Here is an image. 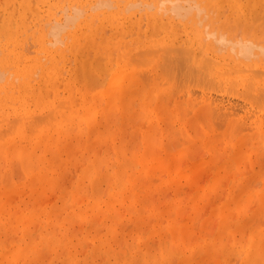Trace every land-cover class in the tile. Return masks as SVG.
I'll list each match as a JSON object with an SVG mask.
<instances>
[{
  "label": "rangeland",
  "instance_id": "obj_1",
  "mask_svg": "<svg viewBox=\"0 0 264 264\" xmlns=\"http://www.w3.org/2000/svg\"><path fill=\"white\" fill-rule=\"evenodd\" d=\"M97 1L0 0V25H2L0 26V70L2 69L0 71V75L2 74L0 76V91H2L0 94L3 95H1L3 99L0 96L2 99L0 100V119L6 117L3 120L6 124L2 120L0 121V259H2L0 263L12 264L13 261L21 259V253L25 254L24 257L28 256L26 258H33L34 254L39 252L34 257L36 258L35 264H264V256H262L264 255V240L259 242L260 249L262 248V251L260 250L262 253L259 255L255 253L251 244L256 234L264 239V184H262L264 183V125L257 126L259 123H254L256 116L264 115V109H260V106L264 108V102H261L264 101V90H262L264 89V79H262L264 72L257 71L256 73L259 75H254L253 70L252 72L250 70L252 68L255 70L264 69V65H262L264 58H261L259 53H256L258 57L254 56L255 60H251V58L247 60L245 56L244 58L243 56L235 57L238 46V43L237 45L235 43L247 41L248 36V41L250 39V42L252 41L255 45L262 44L261 46L264 47V41H262L264 40V0H241L240 3H238L240 0H219L224 2L217 4L218 0H213V2L183 0L186 3L181 6L191 5L190 12L187 13L189 10L185 7L177 9H186V16L182 11H178L182 13L181 15L175 11V8L174 10L168 8L169 4H172L169 0H163V3L161 0H159L160 2L158 0H152V2L151 0H105L110 5L104 2L103 7L98 3L101 0ZM173 1L175 2V0ZM227 1L229 2L227 3ZM179 2L181 4L182 0ZM198 2L199 4H197ZM93 3L96 6L93 7ZM79 5L80 8H84H82L83 10L79 8L77 13L75 9ZM147 5L150 6V9ZM210 6L215 8L214 13L211 12L213 10H209L212 9ZM119 8L120 12H115L119 11ZM74 11L76 15L80 14V11L84 13L82 12L79 20L76 19V23L74 21L70 27H68L70 24L68 23L63 32L58 33L59 38H52L55 35L52 34V31L49 32L48 28L53 20L55 22H57L56 20H66L68 17L66 15ZM112 13L116 14L112 15ZM95 14L96 16H94ZM87 15L89 16L86 22L88 25L83 21L88 17ZM122 15H127V19L122 18ZM200 16H203L204 19ZM156 18L157 20L160 18V22H155ZM123 19L127 20V24ZM80 20H82L81 27H86L89 30L85 31L77 26ZM198 20L203 22L199 23ZM43 23L48 24L44 25ZM155 24H158L157 28H155ZM91 25L94 26L91 27ZM6 29L12 31L6 32ZM218 29L222 31L226 40L230 36L232 39V35L233 39L237 38V41L229 40L235 46L234 54L233 50L230 49L232 51L230 53L228 49L232 43L226 42L224 38L223 42L220 38V42L217 41L221 45L219 46L214 41L217 34H221L220 31H217ZM211 31L215 34L217 32V34H210ZM46 34L47 36H45ZM36 37L38 38L35 39ZM40 37L43 38L42 42ZM97 37L99 38L96 39ZM201 37L206 40L201 41ZM253 37L255 40H252ZM193 38H197V42L194 44L191 43ZM127 39L128 41H126ZM79 40L82 42L79 43ZM87 40L88 42H86ZM73 41L78 43L74 47L72 43L75 42ZM174 44L178 45V48L174 47ZM162 45L172 49L170 52L168 51L169 54L167 50H162ZM179 46H182V49ZM185 46L186 51L184 50ZM154 47L161 48L156 52L150 50V54H147V50H149L147 48L155 49ZM166 47L164 48L166 49ZM188 47H194V51ZM222 47L224 48L222 49ZM144 48L147 49L146 53L141 50ZM169 48L167 49L169 50ZM259 49L255 50L254 47L252 52H257ZM173 50L175 54L172 53ZM188 50H191L192 53ZM260 50L264 51V48ZM141 51H143L142 56ZM187 51L189 55L186 54ZM131 53H135L133 54L135 57L131 59L132 63L129 62ZM15 54L21 55L20 67L28 64L31 66V70L22 74L20 78H15L16 72L13 73L15 68L12 62L10 64L13 65L12 68L5 67L7 57L12 59ZM207 54L211 56L210 64L214 63L211 62L212 58L219 59L220 63L229 61V64H232L230 67L232 72L229 77L236 80L232 84L234 88L229 87L230 84L222 82L221 79L220 83L217 77H213L212 81L215 80L214 82L210 80L209 77L212 76L211 72L215 66L212 65L213 68H209L210 65H205L207 61L205 63L198 62L200 57L201 60L203 57L207 59L209 57ZM175 56L176 59L182 58L180 60H184L183 64L186 65L189 60L191 61H189V65L193 64V66L190 65L191 68L188 69V66L186 68V65L182 68L189 72L180 71L181 64L177 63L179 60L177 61ZM188 56L191 59H187ZM144 57L146 60L143 59ZM164 57L169 58L168 62ZM164 59L163 64L167 68L166 71L162 65ZM171 59L172 61H170ZM185 59L187 60L185 61ZM116 60L122 64L121 67L116 66V64L119 65ZM182 61L179 62L182 63ZM158 62L163 68L158 66ZM173 62L177 65H172ZM42 63H45L44 67ZM83 63L88 64L89 67L83 66ZM36 64L42 66L36 68ZM199 64L205 66L198 68ZM229 64L227 65L229 66ZM52 66L57 67L58 71H55V68L53 70ZM129 66L130 68H128ZM169 66L171 72L168 69ZM241 66L247 73L244 69L242 70L245 72L240 70ZM205 67L204 70L206 72L208 70L206 75L202 70ZM84 68L87 69L84 70ZM232 68L236 71L233 72ZM116 69L119 71L117 72ZM209 69L212 70L209 71ZM237 69L241 72H238ZM114 71L116 73L122 71L116 75L118 81L125 82L126 78L130 80L131 78L128 76L132 75L131 72L134 74L132 75L134 79L138 80L136 79V83L134 82L135 85L132 83L134 80H130L134 89L132 91L129 89L130 92H126L125 96L123 94L124 98L120 95L116 96L115 98L118 99L114 98L115 101L112 102L110 100L113 98L109 100L112 95L108 94V96L104 92L103 96L106 97H103L101 94L108 88V86L107 88L104 86L110 81L109 79L113 78ZM125 71L130 75H127L128 73ZM166 72H170L169 79ZM174 74L179 78L175 79ZM191 74L196 77L192 78ZM201 75L207 81L200 79ZM240 75L246 76L247 79L242 80ZM102 76L105 77L102 78ZM17 77L19 76L17 75ZM119 77H123V79ZM68 79L73 80L71 82ZM148 79L151 83L147 82ZM238 79L239 83H237ZM251 79L253 86L250 84V86L246 85L247 88H243L244 84L248 82L246 80L252 82ZM111 81L112 85H117L116 78ZM118 81L116 82L118 83ZM81 83L83 84L81 85ZM110 83L108 84L110 85ZM200 83L203 85H199ZM207 83L208 89L205 88ZM198 87L199 89H197ZM253 87L256 92L258 91L257 93ZM259 87L262 88L260 89L262 91H259ZM36 88L39 89V92L36 91ZM211 88L214 90L212 91ZM99 89L102 91L100 92ZM188 89L192 90V93L196 92L191 95ZM233 89L234 94L231 93ZM246 89H251L250 94L255 93L251 96L253 103H251L249 91ZM28 90H30L29 93ZM14 92L17 93L14 94ZM183 92L185 93L183 94ZM237 92L239 94H236ZM128 93L129 95L126 96ZM97 95H100V99H97ZM253 96L255 97L253 98ZM255 99L260 102V105L256 103ZM214 102L215 105H212ZM87 105L90 110H87ZM242 105L244 106L242 107ZM86 110L89 111V114L91 111L98 110L99 115L95 114V111L93 112L96 118L92 115V118L98 122L95 124L91 120L93 127H97V129L99 127L97 132H95L96 128L89 131L91 123L87 121L86 117L91 118L92 112L90 116H86ZM51 111L53 112L51 113ZM249 112L252 113L251 116ZM45 113H49L48 116H53L48 117ZM62 113L66 115L60 116L63 115ZM21 115L25 117H20ZM17 116L21 119L17 118V120ZM9 119H12L16 124L11 123L12 126H8L11 121ZM49 119L52 121L50 122ZM60 119L62 120L60 121ZM45 120H48L49 124ZM18 121L20 122L18 123ZM51 124L52 126H50ZM29 126L34 128L33 132L30 131ZM73 126L75 127L73 128ZM38 131H41V134ZM25 132L28 134L26 137H29V141L24 139ZM37 133L41 137L45 134L43 136L46 140L44 137L40 139ZM43 140L47 146L42 143ZM38 142L40 145L35 147ZM33 146L36 150L31 153ZM39 146L44 147V150L39 149ZM27 149L31 157L34 155L33 158H30ZM29 161H31L30 165ZM178 163H180L178 167L180 170L175 166ZM183 171L187 173L185 172V174ZM182 173L185 175L184 178ZM131 185L135 187L133 188ZM251 194H255L253 201L248 199ZM244 218H249V220L246 221ZM250 219L252 220L250 221ZM51 221L53 224L50 223ZM28 224L29 233L27 231ZM244 224L248 226L246 227ZM27 253L28 255H26ZM43 254L46 259L42 258ZM39 255H41L40 260L42 258L41 261L39 260L40 262L38 261ZM13 258L17 259L12 261ZM246 261L247 263H245Z\"/></svg>",
  "mask_w": 264,
  "mask_h": 264
},
{
  "label": "bare ground",
  "instance_id": "obj_2",
  "mask_svg": "<svg viewBox=\"0 0 264 264\" xmlns=\"http://www.w3.org/2000/svg\"><path fill=\"white\" fill-rule=\"evenodd\" d=\"M18 1H19V0H18ZM22 1H23V0H22ZM33 1H34V0H33ZM88 1H89V0H88ZM96 1H97V0H96ZM98 1H99V0H98ZM98 1H97V2H98ZM131 1H132V0H131ZM158 1H159V0H158ZM162 1H163V0H161V2H162ZM169 1H170V3H172V4H171V5L169 4L168 8L170 7V8L173 9V10H174V8H175V9H176V10H175L176 12H178V11H182V13H184L185 16H186V12H187L186 9H185V10L183 9V10H184V11H183L181 8H184V7H185V8H188V10H189V9H190L189 7H190L191 5L189 6V4H188L187 6L182 7L181 5L184 3L183 0H182V3H181V4H179V3H180L179 0H175V2H174L173 0H172V2H171V0H169ZM176 1H177V2H176ZM191 1H193V0H191ZM194 1H195V0H194ZM200 1H203V0H200ZM208 1L213 2V0H208ZM224 1H225V0H224ZM224 1H223V2H224ZM229 1H230V0H229ZM229 1H227V3H228ZM250 1H251V0H250ZM250 1H249V2H250ZM12 2H13V1H12ZM43 2H44V1H43ZM91 2H92V1H91ZM97 2H96V3H97ZM100 2H102V0H101ZM100 2H98V3H99V6H102V5L104 4L105 0H104L101 4H100ZM107 2H108V1H107ZM107 2H105V3H106L107 5H110V4H108L109 2H108V3H107ZM114 2H115V1H114ZM127 2H128V1H127ZM151 2H152V0H151ZM159 2H160V1H159ZM165 2H166V1H165ZM178 2H179V3H178ZM221 2H222V1H219V0H218V1L216 2V4H217V3H221ZM223 2H222V3H223ZM240 2H241V0L238 1V3H240ZM17 3H18V2H17ZM22 3H23V2H22ZM73 3H75V2H73ZM98 3H97V4H98ZM111 3H112V2H111ZM125 3H126V2H125ZM131 3H132V2H131ZM135 3H136V2H135ZM138 3H139V1H138ZM146 3H147V2H146ZM162 3H163V2H162ZM167 3H168V2H167ZM185 3H186V2H185ZM185 3H184V4H185ZM188 3H189V2H188ZM195 3H196V2H195ZM13 4H14V3H13ZM50 4H52V3L50 2ZM56 4H57V3H56ZM77 4H79V3L77 2ZM77 4H76V5H77ZM106 4H105V5H106ZM133 4H134V3H133ZM136 4H137V3H136ZM151 4H152V3H151ZM160 4H161V3H160ZM197 4H199V2H198ZM197 4H196V6H197ZM201 4H202V2H201ZM247 4H248V3H247ZM255 4H256V3H255ZM259 4H261V3H259ZM259 4H258V6H259ZM25 5H26V3H25ZM25 5H24V6H25ZM36 5H37V3H36ZM70 5H72V4L70 3ZM80 5L82 6V4H80ZM80 5H79V6H76V7H78V8H76L77 10L75 9V11H77V13H78V11H79L80 9L83 10L82 8H84V7L80 8V7H81ZM89 5H90V4H89ZM126 5H127V3H126ZM130 5H131V4H130ZM137 5H138V4H137ZM155 5H156V4H155ZM192 5H193V4H192ZM220 5H221V4H220ZM223 5H224V4H223ZM243 5H244V4H243ZM243 5H242V6H243ZM15 6H16V5H15ZM29 6H30V5H29ZM37 6H38V5H37ZM51 6H53V5H51ZM66 6H67V4H66ZM74 6H75V5H74ZM74 6H73V7H74ZM94 6H96L95 3H93V7H94ZM135 6H136V5H135ZM147 6H148V5H147ZM196 6H194V7H196ZM242 6H241V7H242ZM250 6H251V5H250ZM256 6H257V5H256ZM67 7H68V6H67ZM73 7H71V8H73ZM88 7H89V6H88ZM97 7H98V5H97ZM97 7H96V8H97ZM102 7H103V6H102ZM105 7H106V6H105ZM107 7H108V6H107ZM131 7H132V6H131ZM133 7H134V6H133ZM153 7H154V6H153ZM153 7H152V8H153ZM163 7H164V5H163ZM166 7H167V5H166ZM179 7H181V8H180L181 10H180V9H177V8H179ZM202 7H203V6H202ZM210 7H211V6H210ZM259 7H260V6H259ZM37 8H38V7H37ZM79 8H80V9H79ZM148 8L150 9V6H148ZM168 8H166V9H168ZM192 8H193V7H192ZM211 8H212V7H211ZM233 8H234V7H233ZM28 9H29V8H28ZM57 9H58V8H57ZM64 9H65V8H64ZM89 9H90V7H89ZM94 9H95V8H94ZM113 9H114V8H113ZM149 9H148V10H149ZM198 9H199V8H198ZM200 9H204V8H200ZM214 9H215V8H214ZM214 9L212 8V9H209V10H213V11H211V12L214 13V12H215ZM255 9H256V8H255ZM39 10H40V9H39ZM73 10H74V9H73ZM92 10H93V9H92ZM92 10H91V11H92ZM117 10H118V9H117ZM121 10H122V9H121ZM123 10H124V9H123ZM125 10H126V7H125ZM125 10H124V11H125ZM127 10H128V8H127ZM158 10H159V9H158ZM160 10H161V9H160ZM168 10H169V9H168ZM244 10H245V9H244ZM32 11H33V10H32ZM52 11H53V10H52ZM60 11H61V9H60ZM60 11H59V12H60ZM65 11H66V10H65ZM75 11H74L73 13L71 12V14H74V15H71L69 12H67V13H69L70 15H69V14L66 15V16H68L67 19L65 18L66 20H62V21L59 20V21H61V22H59L58 20H56L57 22H55L54 20H53V22L51 21L53 25H52V24H51V26L49 25V28H48V29H49V32L52 31V34L55 35V36H52V34L50 33L51 36H52V38H53V37H55V38H59V36H60L59 34H60L61 32H63V29H65V27H67L68 23H70V24L68 25V27H70V25H71L74 21H75L74 23H76V19L79 20V17L81 16V13H82L83 11H80L81 13L78 14V15H76ZM84 11H85V10H84ZM105 11H106V9H105ZM113 11H114V10H113ZM137 11H138V10H137ZM139 11H140V10H139ZM152 11H153V10H152ZM152 11H151V12H152ZM161 11H162V10H161ZM165 11H166V10H165ZM219 11H220V10H219ZM252 11H253V10H252ZM252 11H251V13H253ZM55 12H56V11H55ZM115 12L119 13V12H120V8H119V11H115ZM121 12H122V11H121ZM125 12H126V11H125ZM153 12H154V11H153ZM158 12H160V11H158ZM172 12H174V11H172ZM176 12H175V13H176ZM189 12H190V10H189L187 13H189ZM197 12H199V11H197ZM200 12H201V11H200ZM205 12H206V11H205ZM64 13H66V12H64ZM83 13H84V12H83ZM98 13H99V12H98ZM100 13H101V11H100ZM104 13H105V12H104ZM164 13H165V12H164ZM178 13L182 15L181 12H178ZM251 13H250V14H251ZM56 14H57V13H56ZM114 14H116V13H112V15H114ZM154 14H155V13H154ZM85 15H86V14H85ZM88 15L90 16V12H89ZM88 15H87V16H88ZM104 15H105V14H104ZM145 15H146V14H145ZM196 15H197V14H196ZM207 15H208V14H207ZM252 15H253V14H252ZM5 16H6V14H5ZM66 16H64V17H66ZM89 16L86 17V18L83 20V21H85V24H86V22H87ZM94 16H96V14H95ZM116 16H118V15H116ZM168 16H169V15H168ZM168 16H167V17H168ZM246 16H247V13H246ZM6 17H7V16H6ZM39 17H41V16H39ZM64 17H63V18H64ZM98 17H99V15H98ZM119 17H120V16H119ZM119 17H118V18H119ZM176 17H177V16H176ZM179 17H180V15H179ZM200 17L202 18L203 16H200ZM41 18H42V17H41ZM91 18H92V17H91ZM122 18H126V19H127V15H126V16L122 15ZM142 18H143V17H142ZM144 18H145V17H144ZM181 18H182V17H181ZM201 18H200V19H201ZM12 19H13V18H12ZM55 19H56V18H55ZM61 19H62V18H61ZM81 19H83V18H81ZM186 19H187V18H186ZM188 19H190V18H188ZM202 19H204V18H202ZM205 19H206V18H205ZM3 20L5 21V18H4ZM92 20H94V19L92 18ZM109 20H110V19H109ZM123 20L125 21V19H123ZM150 20L152 21V19H150ZM217 20H218V19H217ZM24 21H25V20H24ZM81 21H82V20H80V22L77 23V26H79L80 29L83 28V27H81V25H82V22H81ZM124 21H123V23L126 22L125 24H127V20H126L125 22H124ZM134 21H135V20H134ZM148 21H149V20H148ZM156 21H159V22H160V18H159L158 20H157V18H156L155 22H156ZM44 22H46V21H44ZM112 22H113V21H112ZM143 22H144V21H143ZM149 22H150V21H149ZM159 22H158V23H159ZM187 22H188V21H187ZM198 22H199V20H198ZM200 22H201V21H200ZM200 22H199V23H200ZM202 22H203V21H202ZM202 22H201V23H202ZM225 22H226V21H225ZM239 22H240V21H239ZM4 23H5V22H4ZM48 23H49V22H48ZM48 23H46V24H48ZM93 23H94V21H93ZM93 23H92V24H93ZM114 23H115V20H114L113 24H114ZM117 23H118V22H117ZM129 23H130V20H129ZM199 23H198V24H199ZM20 24H21V23H20ZM36 24H37V23H36ZM43 24H44V23H43ZM43 24H42V25H43ZM46 24H44V25H46ZM125 24H124V25H125ZM141 24H142V23H141ZM150 24H151V23H150ZM165 24H167V23L165 22ZM205 24H206V23H205ZM7 25H8V24H7ZM33 25H34V23H33ZM73 25H75V24H73ZM86 25H88V24H86ZM86 25H84V26H86ZM157 25H158V24H155V26H156L155 28H157ZM159 25H160V24H159ZM167 25H168V24H167ZM192 25H193V24H192ZM206 25H207V24H206ZM0 26H2V25H0ZM21 26H22V25H21ZM75 26H76V25H75ZM93 26H94V25H93ZM93 26L91 25V27H93ZM112 26H114V25H112ZM127 26H128V25H127ZM130 26H131V25H130ZM134 26H135V25H134ZM134 26H133V27H134ZM174 26H175V25H174ZM197 26H198V25H197ZM9 27H10V26H9ZM17 27H18V26H17ZM71 27H72V26H71ZM97 27H98V26H97ZM124 27H125V26H124ZM149 27H150V25H149ZM164 27H165V26H164ZM206 27H207V26H206ZM214 27H215V26H214ZM0 28H1V27H0ZM38 28H39V26H38ZM43 28H44V27H43ZM150 28H151V27H150ZM166 28H168V27H166ZM179 28H180V27H179ZM83 29H85V31H86V29H88V28L84 27ZM97 29H98V28H97ZM104 29H105V28H104ZM110 29H111V27H110ZM112 29H113V27H112ZM123 29H124V28H123ZM130 29H132V28H130ZM133 29H134V28H133ZM159 29H160V28H159ZM173 29H174V28H173ZM205 29H206V28H205ZM4 30H5V29H4ZM4 30H1V31L4 32ZM9 30H11V29H9ZM9 30L6 29V32L9 31ZM25 30H26V29H25ZM61 30H62V31H61ZM69 30H70V29H69ZM88 30H89V29H88ZM90 30H91V29H90ZM92 30H93V29H92ZM105 30H106V29H105ZM128 30H129V29H128ZM134 30H135V29H134ZM141 30H142V29H141ZM149 30H150V29H149ZM167 30H168V29H167ZM167 30H166V32H167ZM177 30H178V27H177L176 31H177ZM202 30H203V29H202ZM11 31H12V30H11ZM17 31H18V30H17ZM35 31H36V30H35ZM37 31H38V30H37ZM46 31H47V30H46ZM46 31H45V32H46ZM98 31H101V30H98ZM147 31H148V30H147ZM157 31H159V30L157 29ZM157 31H156V32H157ZM160 31H161V29H160ZM160 31H159V32H160ZM168 31H169V30H168ZM213 31H214V30H213ZM213 31H211L210 34H215V33H214L215 31H214V32H213ZM217 31H220L221 34H219V35H220V36H219V35L217 34V32H216V34H217L216 39H217V40L214 39V41H216V42H217V41L220 42L219 39L222 38V41L224 42L223 38H224L225 40H226V38H225V36L222 34V31L219 30V29H218ZM224 31H225V30H224ZM261 31H262V30H261ZM59 32H60V33H59ZM82 32H83V31H82ZM148 32H149V31H148ZM159 32H158V34H159ZM162 32H163V31H162ZM23 33H24V32H23ZM58 33H59V34H58ZM68 33H69V32H68ZM132 33H133V32H132ZM140 33H141V32H140ZM177 33H179V32H177ZM238 33H239V27H238ZM0 34H1V33H0ZM2 34H3V33H2ZM4 34H7V33H4ZM8 34H10V33H8ZM33 34H34V33H33ZM47 34H48V33H47ZM47 34H46L45 36H47ZM66 34H67V33H66ZM66 34H65V35H66ZM97 34H98V36H99V33H97ZM116 34H117V33H116ZM169 34H170V33H169ZM216 34H215V35H216ZM224 34H225V33H224ZM13 35H14V34H13ZM13 35H12V36H13ZM19 35H21V34H19ZM56 35H57V36H56ZM58 35H59V36H58ZM104 35H106V34H104ZM127 35H128V34H127ZM159 35H160V34H159ZM167 35H168V34H167ZM171 35H172V33H171ZM208 35H209V34H208ZM221 35H223L224 37L221 36ZM239 35H240V34H239ZM48 36H49V35H48ZM87 36H88V35H87ZM87 36H86V37H87ZM115 36H116V35H115ZM157 36H158V35L156 34V37H157ZM169 36H170V35H169ZM189 36H190V35H189ZM236 36H237V35H236ZM15 37H16V36H15ZM17 37H18V36H17ZM66 37H67V36H66ZM80 37H81V35H80ZM82 37H83V36H82ZM99 37H100V36H99ZM99 37H97L96 39H98ZM111 37H112V36H111ZM123 37H124V36H123ZM136 37H137V36H136ZM180 37H181V36H180ZM202 37H203V36H202ZM202 37H201L200 39H201V41L204 42V40H206V39H202ZM230 37H231V36H230ZM230 37H229V38L227 37L228 40H226V42L228 41V43H230V44L232 43V46L228 47L229 51H230V49L233 50V48L235 47V46L233 45V42H231V41H233V40H236V41H237V38H236V39H235V38L233 39V35H232V39H233V40H232ZM239 37H240V36H239ZM245 37H246V36H245ZM254 37H255V36H254ZM254 37H253L252 40H255ZM1 38H2V37H1ZM37 38H38V37H36L35 39H37ZM113 38H114V37H113ZM165 38H166V37H165ZM203 38H204V37H203ZM205 38H206V37H205ZM243 38H244V37H243ZM248 38H249V36H248ZM248 38H247V39L245 38L247 41H240V42L238 41V42L235 43V45H237V43H238V46H237V53H235V54H237V56H235V57H236V58H240V56H241V57L243 56V58H244V56H245V58H246L247 60L250 59V58H251V60H252V59L255 60V59H256L255 57H256V56L258 57L257 54L259 53V54L261 55V58H264V51L260 50L261 48H264V47L261 46L262 44H261L260 46L257 45V44L255 45L252 41L250 42V39H249V41H248ZM40 39H41V42H42V41H43V38L40 37ZM40 39H39V40H40ZM44 39H45V38H44ZM78 39H79V38H78ZM82 39L84 40V38H82ZM96 39H95V40H96ZM122 39H123V38H122ZM176 39H177V38H176ZM180 39H181V38H180ZM198 39H199V38H198ZM200 39H199V41H200ZM230 39H231V41L229 42ZM24 40H25V38H24ZM46 40H47V39H46ZM68 40H69V39H68ZM74 40H75V39H74ZM80 40H81V38H80ZM80 40H79V41H80ZM88 40H89V39H88ZM88 40H87L86 42H88ZM90 40H92V39H90ZM90 40H89V41H90ZM154 40H155V39H154ZM165 40H166V39H165ZM167 40H168V39H167ZM172 40H173V39H172ZM185 40H186V39H185ZM242 40H243V39H242ZM260 40H262V39H260ZM7 41H8V40H7ZM15 41H16V40H15ZM120 41H121V40H120ZM126 41H128V39H127ZM129 41H130V40H129ZM133 41H135V40H133ZM142 41H143V40H142ZM168 41H169V40H168ZM168 41H166V42H168ZM180 41H181V40H180ZM187 41H188V40H187ZM199 41H198V43H199ZM201 41H200V42H201ZM258 41H259V40H258ZM258 41H257V42H258ZM262 41H264V40H262ZM49 42L51 43V41H49ZM49 42H48V43H49ZM53 42H54V39H53ZM55 42H56V41H55ZM73 42H75V43H72V44H73V47L76 46V45L78 44V43H76V41H73ZM81 42H82V41H80L79 43H81ZM108 42H109V41H108ZM137 42H138V41H137ZM139 42H140V41H139ZM174 42H175V40L173 41V43H174ZM178 42H179V41H178ZM195 42H197V38H193L192 41H191L192 44H194ZM203 42H202V43H203ZM218 42H217V43H218ZM223 42H221V43L223 44ZM226 42H225V44H227ZM25 43H26V42H25ZM48 43H47V45H48ZM188 43H189V42H188ZM255 43H256V41H255ZM52 44H53V43H52ZM121 44H123V43H121ZM121 44H120V45H121ZM218 44H219V43H218ZM170 45H171V44H170ZM174 45H175V46H174ZM174 45H172V46H174V47L177 46V48H178V45H176V44H174ZM179 45H180V44H179ZM4 46H5V45H4ZM4 46H3V47H4ZM121 46H122V45H121ZM162 46H163V47H162V50H165V51L167 50V53H168V51L170 52V50H172V49L169 48V47H166V46H164V45H162ZM219 46H221V45L219 44ZM222 46H225V45H222ZM226 46H227V45H226ZM257 46H258V47H257ZM7 47H8V46H7ZM23 47H24V45H23ZM47 47H48V46H47ZM57 47H58V45H57ZM99 47H100V46H99ZM110 47H112V46H110ZM164 47H166V49H165ZM170 47H171V46H170ZM179 47H180V46H179ZM181 47H182V46H181ZM181 47H180V48H181ZM194 47H195V46H194ZM194 47H192V48H191V47H188V49L191 48V50L194 51V49H193ZM231 47H232V48H231ZM254 47H255V50L259 49L260 47H261V48L258 50L259 52H258V51H257V52H252V51L254 50ZM256 47H257V49H256ZM51 48H52V47H51ZM66 48H67V47H66ZM71 48H72V47H71ZM100 48H101V47H100ZM100 48H99V49H100ZM108 48H109V47H108ZM154 48H155V47H154ZM160 48H161V47H158V49H160ZM167 48H169V50H168ZM209 48H210V47H209ZM215 48H216V47H215ZM218 48H219V47H218ZM223 48H224V47H222V49H223ZM5 49H6V48H5ZM5 49H4V50H5ZM9 49H10V48H9ZM18 49H19V48H18ZM73 49H74V48H73ZM73 49H72V51H73ZM147 49H149V50H147ZM147 49L144 48V49H141V50H144V53H146L145 51L147 50V54H150V53H149L150 50H154L155 52L158 50L157 48H155V49H153V48H152V49H151V48H147ZM173 49H174V48H173ZM181 49H182V48H181ZM181 49H179V50H181ZM183 49H184V48H183ZM213 49H214V46H213ZM92 50H93V49H92ZM124 50H125V49H124ZM138 50H139V49H138ZM138 50H137V52H139ZM174 50H175V49H174ZM174 50L172 51V53L174 52V54H175V51H176V50H175V51H174ZM177 50H178V49H177ZM184 50L186 51V46H185V49H184ZM184 50H183V51H184ZM191 50H190V51L188 50V51L191 52ZM216 50H217V49H216ZM220 50H221V49H220ZM16 51H17V49H16ZM185 51H184V52H185ZM188 51L186 52V54L189 53ZM214 51H215V49H214ZM239 51H240V52H239ZM260 51H261L262 53H261ZM0 52H1V51H0ZM40 52H41V51H40ZM48 52H49V51H48ZM137 52H135V53H137ZM142 52H143V51H141L140 53H142ZM179 52H180V51H179ZM196 52H197V51H196ZM211 52H212V50H211ZM211 52H210V53H211ZM215 52H216V51H215ZM215 52H214V53H215ZM217 52H218V51H217ZM234 52H235V50H233V54H234ZM37 53H38V52H37ZM74 53H75V52H74ZM76 53H80V52H76ZM91 53H92V52H91ZM99 53H100V52H99ZM135 53H133V54H135ZM152 53H154V52H152ZM191 53H192V52H191ZM191 53H190V54H191ZM205 53H206V52H205ZM218 53H219V52H218ZM222 53H223V52H222ZM230 53H232V51H230ZM241 53H242V55H241ZM254 53H255V54H254ZM256 53H257V54H256ZM11 54H14V53L11 52ZM64 54H66V53H64ZM129 54H130V53H129ZM131 54H132V53H131ZM133 54L130 56V57H131L130 60L132 59V57H135V55L133 56ZM165 54H166V52L164 53V55H165ZM168 54H169V53H168ZM179 54H181V53H179ZM183 54H185V53H183ZM186 54H185V56H187ZM216 54H217V53H216ZM1 55H2V54H1ZM49 55H50V54H49ZM74 55H75V54H74ZM138 55H139V53H138ZM142 55H143V53L141 54V56H142ZM154 55H155V54H154ZM176 55H177V54H176ZM188 55H189V54H188ZM196 55H198V54H196ZM207 55H208V54H207ZM238 55H239V57H238ZM251 55H252V57H254L255 55H256V56H255L254 58H252ZM7 56H10V54H9V55L7 54ZM11 56H12V55H11ZM19 56H20V57H19ZM144 56L146 57V55H144ZM148 56H149V55H148ZM155 56H156V55H155ZM157 56H158V55H157ZM168 56H169V55H168ZM183 56H184V55H183ZM190 56H192V55H190ZM208 56H209V57H207V59H206L205 57H203V58H202L203 60H201V57H200V61H198V62H199V63H205V62L207 61V63H206L205 65H210L209 68H213V67H211L212 65L215 66V67L213 68V71L211 72V74H212L211 77H212V78L209 77L210 80L212 81V80H213V77H214V78L217 77V78L219 79L220 83H221V80H222V82L224 81L225 83H228V85L230 84L229 87H230V86L232 87V86H233L232 84L235 83V81H236L235 79H233V78L231 79V78L229 77V75H230L231 72H232V70H231V68H230L232 64H231V63L229 64V61H228V63H226V62H222V63H220V62H219V59H213V58H212L213 61H211V62H212V63L214 62V63H213V64H210V57H211V56H210V54H209ZM227 56H229V55H227ZM246 56H248V57H246ZM54 57H55V54H54ZM145 57L143 58L144 60H146ZM162 57H163V55H162ZM171 57H172V56H171ZM173 57H174V56H173ZM181 57H182V55H181ZM194 57H196V56L194 55ZM217 57H218V56H217ZM118 58H119V56H118ZM118 58H117V59H118ZM164 58H165V57H164ZM189 58L191 59V57L188 56L187 59H189ZM261 58H259V59H261ZM5 59H6V58H5ZM34 59H35V58H34ZM70 59H71V58H70ZM165 59H166V61H167L169 58H168V59L165 58ZM165 59L162 60V65H163V66H164L163 61H165ZM175 59H176V56H175ZM180 59H182V58L178 57V59H176V60H177V61H178V60H179V61H182V60H180ZM187 59H185V61H186ZM205 59H206V60H205ZM246 59H245V60H246ZM257 59H258V58H257ZM20 60H21V55H20V54H19L18 56L15 54L14 57H13L12 59H11L10 57H7V60H6V61L4 60V61H5V64H7V65H5V67H6V66H9L10 68H12L11 66L14 65L13 67H14L15 69L13 70V73L16 72L15 78H20L22 74H25L27 71H30V70H31V66H30V64H28V65H23L22 67H20V66H19ZM39 60H40V59H39ZM63 60H64V58H63ZM77 60H78V59H77ZM119 60H120V59H118V61H119ZM121 60H122V58H121ZM133 60H134V59H133ZM193 60H195V59H193ZM208 60H209V63H208ZM239 60H241V59H239ZM52 61H53V60H52ZM57 61L59 62V60H57ZM116 61H117V60H116ZM118 61H117V62H118ZM137 61H138V60H137ZM170 61H172V59H171ZM173 61H175V60H173ZM179 61H178L177 63H179V65L181 64V65H180V68L182 69L183 66H185L186 64H183V63H184V62H183L184 60L182 61V63H180ZM189 61H190V60H189ZM189 61H188V65H186V68H187V66H188V69L191 68L190 65L193 66L192 63L189 65ZM203 61H204V62H203ZM241 61H242V60H241ZM11 62H12L13 65H10ZM117 62H116V63H117ZM119 62H120V61H119ZM119 62H118V64H119ZM126 62H127V61H126ZM126 62H125L124 65H123V69H124V66H125ZM129 62L132 63L133 61L131 60V61H129ZM146 62H147V61H146ZM167 62H168V61H167ZM175 62H176V61H175ZM175 62H173L174 64H172V63H171V64H172V65H175V64H176ZM190 62H191V61H190ZM111 63H112V62H111ZM120 63H121V62H120ZM127 63H128V62H127ZM131 63H130V65H131ZM44 64H45V63H44ZM44 64L42 63L43 67H44ZM83 64H84V63H83ZM136 64H137V63H136ZM148 64H149V63H148ZM167 64H168V63H167ZM167 64H166V65H167ZM171 64H170V65H171ZM182 64H183V65H182ZM227 64H229V66H228ZM42 65H41V66H42ZM58 65H59V64H58ZM58 65H57V66H58ZM85 65H86L87 67H89L88 64H84L83 66H85ZM120 65L122 66V64H119V65L116 64V66L121 67ZM160 65H161V64H160ZM160 65H159V62H158V66H160ZM162 65H161V66H162ZM176 65H177V64H176ZM205 65H204V66H205ZM216 65H217V66H216ZM262 65H264V64H262ZM35 66H36V68H38V67L40 66V64H39V65L36 64ZM37 66H38V67H37ZM41 66H40V67H41ZM127 66H128V64H127ZM161 66H160V67H161ZM189 66H190V67H189ZM196 66H198V65H196ZM204 66H202L201 64H199L198 68H199V67H204ZM251 66H252V65H251ZM257 66H258V65H257ZM52 67H53V70H54L55 66H52ZM112 67H113V66H112ZM152 67H153V66H152ZM206 67H207V66H206ZM206 67L203 68L202 70L206 69ZM232 67L234 68V66H232ZM241 67H242V68H240V70H242V69L245 70V68H243V66H241ZM7 68H8V67H7ZM10 68H9V69H10ZM50 68H51V66H50ZM116 68H117V67H116ZM125 68H126V67H125ZM128 68H130V66H129ZM128 68H127V69H128ZM161 68H163V67H161ZM161 68H160V69H161ZM164 68H165V66H164ZM174 68H175V67H174ZM198 68H197V69H198ZM233 68H232V69H233ZM236 68H238V67H236ZM56 69H57V67L55 68V71H58V70H56ZM60 69H61V68H60ZM86 69H87V68H84V70H86ZM88 69H89V68H88ZM118 69H120V68H118ZM118 69H116L117 72L119 71ZM121 69H122V68H121ZM151 69H152V68H151ZM168 69H169L170 72H171V68H170V66H169ZM172 69H173V68H172ZM176 69H177V68H176ZM181 69H180V71H185V70H186V69H184V70H183V69L181 70ZM193 69H194V68H193ZM249 69H250V68H249ZM249 69H247V70H249ZM37 70H38V69H37ZM48 70H49V69H48ZM66 70H67V69H66ZM114 70H115V69H114ZM166 70H167V68H165L164 71H166ZM190 70H191V69H190ZM202 70H201V72H202ZM211 70H212V69H211ZM211 70L209 69V71H211ZM233 70H234L233 72L236 71L235 69H233ZM237 70H238V69H237ZM240 70H238V72H239ZM244 70H242V71H244ZM250 70H251V72H252V70H253L254 75L257 74V73H256L257 71H260V73L264 72V71H262V70H264V69H262V70H259V69L255 70V69L252 68V69H250ZM250 70H249V71H250ZM254 70H255V71H254ZM0 71H2V69H1ZM73 71H74V70H73ZM132 71H133V72H137V71H134V70H132ZM161 71H163V70H161ZM186 71L189 72V70H186ZM186 71H185V73H186ZM192 71H193V70H192ZM192 71H191V73H192ZM245 71H246V70H245ZM245 71H244V72H245ZM8 72H9V71H8ZM35 72H36V71H35ZM37 72H38V71H37ZM53 72H54V71H53ZM84 72H86V71H84ZM121 72H122V71H121ZM121 72H119V73H121ZM125 72H127V71H125ZM130 72H131V71H130ZM138 72H139V71H138ZM149 72H150V71H149ZM170 72H169V73L166 72V74H167L166 76H167V77H168V74H170ZM176 72H177V71H176ZM193 72H196V71H193ZM201 72L199 71V73H201ZM240 72H241V71H240ZM4 73H5V72H4ZM33 73H34V72H33ZM33 73H32V75H33ZM43 73H44V72H43ZM54 73H56V72H54ZM62 73H63V72H62ZM113 73H114V75H115V76L113 75V78H116V81H118V77H116V75H118L119 73H116L115 71H114ZM113 73H112V74H113ZM123 73H124V71H123ZM127 73H128V72H127ZM144 73H145V72H144ZM144 73H143V74H144ZM196 73H197V72H196ZM205 73L207 74V73H208V70H207V72L204 70V75H206ZM246 73H247V71H246ZM10 74H11V73H10ZM27 74H28V73H27ZM44 74H45V73H44ZM44 74H43V75H44ZM124 74H125V73H124ZM131 74L134 75L132 72H131ZM143 74H142V75H143ZM145 74H146V73H145ZM145 74H144V75H145ZM177 74H178V73H177ZM262 74H264V73H262ZM262 74H261V75H262ZM1 75H2V74H1ZM1 75H0V76H1ZM17 75H18L19 77H17ZM41 75H42V74H41ZM43 75H42V76H43ZM52 75H53V74H52ZM57 75H58V74H57ZM76 75H77V74H76ZM127 75H130V74L128 73ZM132 75H131V76H132ZM135 75H136V74H135ZM137 75H139V74L137 73ZM140 75H141V73H140ZM148 75H149V74H148ZM164 75H165V74H164ZM174 75L176 76V74H174ZM180 75H181V72H180ZM182 75H184V74L182 73ZM191 75H192V74H191ZM252 75H253V74H252ZM257 75H259V73H258ZM27 76H28V75H27ZM42 76H41V77H42ZM59 76H60V75H59ZM63 76H64V75H63ZM71 76H72V75H71ZM84 76H85V74H84ZM120 76H121V75H120ZM124 76H126V75H124ZM131 76H128V77L131 78L130 80H134L133 82L130 81L129 78H128V79H127V78L125 79V77H124V79L126 80V81H125L126 83H125L124 81H121V80L119 79L120 81H118V83L115 81V83H116L117 85H115V84L112 85L113 83H112L111 79H113V78L109 79L110 81H109L108 83L111 82L110 85H109L108 83H107V85L105 84L104 87L107 88V86H108V88L104 90L103 87H102V89H103L104 91L102 92V94H101V93H100V94L103 96V94H105L104 92H106L107 95H108V94H109L110 96L112 95V97L109 98V100L113 98L112 100H110V101H112V102H113L114 98H115L116 96H118V95H120V97H122L123 94H124V96H125V93H126V92H130L129 89H130L131 91L134 89V87L132 88V85H131V84L134 83V82L136 83V79H137V78L134 79V77H133V76L131 77ZM171 76H172V75H171ZM175 76H173L175 79H176V78H179V77H177L178 75H177L176 77H175ZM188 76H189V75H188ZM188 76H187V77H188ZM192 76H193V75H192ZM192 76H191V77H192ZM197 76H198V75H197ZM201 76H202V75H201ZM240 76H241L242 80H244L245 78L247 79L246 76H243V75H240ZM250 76H251V74L249 75V77H250ZM3 77H4V76H3ZM13 77H14V76H13ZM24 77H25V76H24ZM46 77H47V76H46ZM75 77H76V76H75ZM103 77H105V76H102V78H103ZM135 77H136V76H135ZM137 77H139V76H137ZM167 77H166V78H167ZM169 77H170V75H169ZM169 77H168V79H169ZM185 77H186V76H185ZM194 77H196V76L194 75L192 78H194ZM198 77H199V76H198ZM203 77H204V76L200 77V79L202 78V80H205V78H203ZM205 77H206V76H205ZM249 77H248V78H249ZM257 77H259V76H257ZM1 78H2V77H1ZM25 78H27V77H25ZM32 78H33V77H32ZM32 78H31V79H32ZM100 78H101V77H100ZM119 78H122V79H123V77H119ZM149 78H150V77H149ZM209 78H207V79H209ZM39 79H40V78H39ZM45 79H46V78H45ZM142 79H143V78H142ZM144 79H145V78H144ZM164 79H165V78H164ZM172 79H173V78H172ZM189 79H191V78H189ZM195 79H196V78H195ZM220 79H221V80H220ZM259 79H260V78H259ZM262 79H264V78H262ZM5 80H6V79H5ZM9 80H10V79H9ZM9 80H8V81H9ZM11 80H12V79H11ZM14 80H16V79H14ZM14 80H13V81H14ZM33 80H34V79H33ZM41 80H42V79H41ZM55 80H56V79H55ZM68 80H70V79H68ZM68 80H67V83H68ZM72 80H73V79H71L70 81L72 82ZM114 80H115V79H114ZM137 80H138V79H137ZM196 80H197V79H196ZM210 80H208V83H210V82H209ZM249 80H250V78H249ZM249 80H246V82H247V81L249 82ZM251 80H252V79H251ZM0 81H1V80H0ZM8 81H7V82H8ZM19 81H20V80H19ZM36 81H37V80H36ZM36 81H35V82H36ZM39 81H40V80H39ZM70 81H69V82H70ZM128 81H129V82H128ZM139 81H140V80H139ZM148 81L151 83V81H150L149 79L147 80V82H148ZM188 81H189V80H188ZM205 81H207V80H205ZM214 81H215V80H214ZM214 81H212V82H214ZM230 81H231V83H230ZM237 81H238L237 83H239V79H238ZM20 82H21V81H20ZM20 82H19V83H20ZM30 82H31V81H30ZM43 82H44V81H43ZM131 82H132V83H131ZM143 82H144V81H143ZM147 82H146V83H147ZM248 82H247V83H248ZM9 83L11 84L12 82L10 81ZM32 83H33V81H32ZM54 83H55V81H54ZM135 83H134V85H135ZM138 83H140V82H138ZM144 83H145V82H144ZM174 83H175V82H174ZM191 83H194V82H191ZM191 83H190V84H191ZM195 83H196V82H195ZM202 83H203V81H202ZM208 83H207V86L205 85V86H206V87H205L206 89L209 88V87H208ZM240 83H241V82H240ZM244 83H245V81H244ZM247 83L244 84V87H243V88H245V87L247 88V86H250V84L253 83V80H252V82L250 81L248 84H247ZM24 84H25V82H24ZM36 84H37V83H36ZM42 84H43V83H42ZM55 84H56V83H55ZM55 84H52V85L55 86ZM70 84H71V83H69V85H70ZM82 84H83V83H81V85H82ZM203 84H204V83H203ZM203 84H202V85H203ZM259 84H260V83H259ZM39 85H40V84H39ZM44 85H45V84H44ZM44 85H43V86H44ZM47 85H48V84H47ZM67 85H68V84H67ZM72 85H73V84H72ZM128 85H129V86H128ZM130 85H131V87H130ZM186 85H187V83H186ZM199 85H201V83H200ZM202 85H201V86H202ZM226 85H227V84H226ZM228 85H227V86H228ZM237 85H238V84H237ZM246 85H247V86H246ZM48 86H49V85H48ZM60 86H61V83H60ZM70 86H71V85H70ZM136 86H137V85H136ZM181 86H182V85H181ZM209 86H210V85H209ZM234 86H235V85H234ZM252 86H253V84H252ZM9 87H10V86H9ZM13 87H14V86H13ZM26 87H27V86H26ZM58 87H59V86H58ZM84 87H86V86H84ZM127 87H128V88H127ZM129 87H130V88H129ZM182 87H183V86H182ZM185 87H186V86H185ZM188 87H189V86H188ZM196 87H197V85H196ZM207 87H208V88H207ZM212 87H213V84H212ZM217 87H218V86H217ZM217 87H216V88H217ZM235 87H236V86H235ZM10 88H11V87H10ZM10 88H9V89H10ZM17 88H19V87H17ZM65 88H66V86H65ZM71 88H72V87H71ZM232 88H234V87H232ZM236 88H237V87H236ZM250 88H251V87H250ZM253 88H254V87H253ZM6 89H7V88H6ZM9 89H8V92H9ZM20 89H21V88H20ZM20 89H19V90H20ZM36 89H37V88H36ZM42 89H43V88H42ZM115 89H116V90H115ZM126 89H127V90H126ZM135 89H136V88H135ZM157 89H158V88H157ZM175 89H177V88L175 87ZM197 89H199V87H198ZM227 89H229V88L227 87ZM251 89H252V88H251ZM251 89H250V90H251ZM254 89H255V88H254ZM258 89H259V91L264 90V89H262V88H260V87H259ZM260 89H262V90H260ZM0 90H1V88H0ZM15 90H16V89H15ZM21 90H22V89H21ZM40 90H41V88H40ZM81 90H82V89H81ZM84 90H85V89H84ZM99 90H100V92L102 91L101 89H99ZM99 90H97V91H99ZM153 90H154V89H153ZM189 90H190V89H188V91H189ZM204 90H205V89H204ZM211 90L213 91L214 89L211 88ZM250 90H247V89H246V91H249V92H248L249 94H250ZM29 91H30V90H28V93H29ZM36 91L39 92V89H37ZM36 91H35V92H36ZM42 91H43V90H42ZM47 91H48V90H47ZM85 91H86V90H85ZM191 91H192V90H191ZM191 91H189V93H191V95H193V94L196 92V91H195V92L192 93ZM212 91H210V92H212ZM216 91H217V90H216ZM221 91H222V90H221ZM237 91H239V90H237ZM240 91H241V89H240ZM0 92H2V91H0ZM3 92H4V91H3ZM6 92H7V91H6ZM26 92H27V89H26ZM49 92H50V91H49ZM57 92H58V91H57ZM83 92H84V91H83ZM83 92H82V93H83ZM143 92H144V91H143ZM186 92H187V91H186ZM206 92H207V91H206ZM233 92L235 93L234 89H233V91H232L231 93H233ZM255 92H256V89H255ZM257 92H258V91H257ZM257 92H256V93H257ZM16 93H17V92H14V94H16ZM20 93H21V92H20ZM23 93H24V92H23ZM174 93H175V92H174ZM184 93H185V92H183V94H184ZM198 93H199V92H198ZM234 93H233V94H234ZM243 93H244V92H243ZM259 93H260V92H259ZM34 94H35V93H34ZM121 94H122V95H121ZM204 94H206V93H204ZM212 94H213V93H212ZM226 94H227V93H226ZM236 94H239V93L237 92ZM240 94H242V92H240ZM246 94H247V92H246ZM252 94L255 95V93H251V94H250V97H249V98L251 99V103H253V102H252L253 99L251 98ZM1 95H2V94H0V96H1ZM23 95H24V94H23ZM27 95H28V94H27ZM47 95H49V94H47ZM82 95H85V94H82ZM109 95H108V96H109ZM113 95H114V97H113ZM127 95H129V93L126 94V96H127ZM146 95H147V94H146ZM146 95H145V97H147ZM196 95H197V94H196ZM196 95H194V96H196ZM247 95H248V94H247ZM247 95H246V96H247ZM256 95H259V94H256ZM2 96H3V95H2ZM2 96H1V97H2ZM15 96H16V95H15ZM45 96H46V95H45ZM97 96H98V95H97ZM108 96H107V98H108ZM124 96H123V98H124ZM183 96H184V95H183ZM186 96H187V94H186ZM188 96H189V94H188ZM201 96H202V95H201ZM201 96H200V98H202ZM248 96H249V95H248ZM1 97H0V100L3 99V97H2V99H1ZM34 97H35V96H34ZM55 97H56V96H55ZM98 97H99V98H98ZM98 97H97V99H100V95H99ZM103 97H106V96H103ZM175 97H176V94H175ZM203 97H205V96L203 95ZM206 97H207V96H206ZM210 97H211V96H210ZM239 97H240V96H239ZM254 97H255V96H253V98H254ZM260 97H261V94H260ZM45 98H46V97H45ZM84 98H85V97H84ZM107 98H106V99L103 98V99L108 100ZM181 98H182V96H181ZM185 98H186V97H185ZM191 98H192V97H191ZM191 98H190V100H191ZM243 98H244V97H243ZM257 98H258V100H259V97H258V96H257ZM6 99H7V98H6ZM18 99H19V98H18ZM103 99H102V100H103ZM115 99H118V98H115ZM119 99H120V98H119ZM206 99H207V98H206ZM218 99H219V97H218ZM49 100H50V99H49ZM88 100H89V99H88ZM149 100H150V99H149ZM156 100H157V99H156ZM185 100H186V99H185ZM244 100H245V99H244ZM247 100H248V99H247ZM255 100H256V103H258V105H260V102H257V99H255ZM261 100H262V99H261ZM7 101H8V100H7ZM59 101H60V100H59ZM110 101H108V102H110ZM114 101H115V100H114ZM146 101H147V98H146ZM152 101H153V100H152ZM152 101H151V102H152ZM191 101H192V100H191ZM194 101H195V100H194ZM196 101H197V98H196ZM200 101H201V100H200ZM215 101H216V100H215ZM259 101H260V100H259ZM49 102H51V101H49ZM49 102H48V103H49ZM85 102H86V100H85ZM88 102H89V101H88ZM147 102H148V101H147ZM149 102H150V101H149ZM159 102H160V101H159ZM245 102H246V100H245ZM261 102H264V101H261ZM57 103H58V102H57ZM60 103L62 104V102H60ZM94 103H95V102H94ZM110 103H111V102H110ZM134 103H135V102H134ZM196 103H197V102H196ZM204 103H205V102H204ZM210 103H211V102H210ZM55 104H56V103H55ZM61 104H60V105H61ZM100 104H101V103H100ZM146 104L148 105V103H146ZM146 104H145V105H146ZM159 104H160V103H159ZM193 104H194V103H193ZM217 104H218V103H217ZM25 105H26V104H25ZM25 105H24V106H25ZM40 105H41V104H40ZM62 105H63V104H62ZM85 105H86V104H85ZM95 105H96V104H95ZM212 105H215V102H214V104H212ZM222 105H223V103H222ZM248 105L250 106V104H248ZM252 105H253V104H252ZM30 106H31V105H30ZM32 106H33V105H32ZM54 106H56V105H54ZM90 106H91V105H90ZM186 106H187V105H186ZM186 106H185V107H186ZM220 106H221V105H220ZM236 106H237V104H236ZM240 106H241V105H240ZM240 106H239V107H240ZM243 106H244V105H242V107H243ZM245 106H246V105H245ZM88 107H89V105H87V108H88ZM175 107H176V106H175ZM211 107H212V106H211ZM225 107H226V106H225ZM231 107H232V106H231ZM231 107H230V108H231ZM254 107H259V106H254ZM4 108H5V107H4ZM23 108H24V107H23ZM51 108H52V107H51ZM84 108H85V107H84ZM98 108H99V107H98ZM213 108H214V107H213ZM213 108H212V110H213ZM249 108H250V107H249ZM49 109H50V108H49ZM53 109H54V108H53ZM66 109H67V108H66ZM100 109H101V108H100ZM102 109H103V108H102ZM102 109H101V110H102ZM153 109H154V108H153ZM153 109H152V110H153ZM228 109H229V108H228ZM228 109H227V112H228ZM232 109H233V108H232ZM260 109H264V108H261V106H260ZM51 110H52V109H51ZM79 110H80V109H79ZM87 110H90V108H88ZM87 110H86V111H87ZM150 110H151V109H150ZM187 110H188V109H187ZM215 110H216V109H215ZM257 110H258V109H257ZM60 111H61V110H60ZM72 111H73V110H72ZM84 111H85V110H84ZM94 111H95V114H98V112H97L98 110H94ZM94 111H91L92 114H91V112H90V114H91V118L94 116V114H93ZM153 111H154V110H153ZM153 111H152V112H153ZM218 111H221V110H218ZM225 111H226V110H225ZM231 111H232V110H231ZM235 111H236V109H235ZM27 112H29V111H27ZM27 112H26V113H27ZM41 112H42V111H41ZM52 112H53V111H51V113H52ZM62 112H63V110H62ZM65 112H66V110H65ZM96 112H97V113H96ZM155 112H156V111H155ZM222 112H223V111H222ZM257 112H258V111H257ZM261 112H262V111H261ZM42 113H43V112H42ZM51 113H50V114H51ZM66 113H67V112H66ZM85 113H86V116H87V115L90 116L89 111H87V112H85ZM224 113H225V112H224ZM228 113L230 114V112H228ZM233 113H234V112H233ZM245 113H246V112H245ZM45 114H46V116H48L49 113H45ZM62 114H63V115H60V116H62V117L66 115V114L64 115V113H62ZM101 114H102V112H101ZM218 114H219V113H218ZM225 114H226V113H225ZM249 114H250V112H249ZM249 114H248V115H249ZM251 114H252V113H251ZM251 114H250V116H251ZM1 115H2V114H1ZM41 115H44V114H41ZM41 115H40V116H41ZM92 115H93V116H92ZM98 115H99V114H98ZM147 115H148V114H147ZM256 115H258V114H256ZM49 116H51V115H49ZM49 116H48V117H49ZM52 116H53V115H52ZM52 116H51V117H52ZM57 116H58V114H57ZM84 116H85V114H84ZM0 117H1V116H0ZM7 117H8V116H7ZM18 117H19V116H17L16 119H17ZM20 117H25V116H22V115H21ZM27 117H28V116H27ZM33 117H34V116H33ZM41 117H42V116H41ZM44 117H45V116H44ZM54 117H55V116H54ZM54 117H53V118H54ZM74 117H75V116H74ZM94 117H95V116H94ZM244 117H245V116H244ZM246 117H247V116H246ZM248 117H249V116H248ZM4 118H6V117H4ZM4 118H3V119L1 118L0 121H1V120H2V121L5 120ZM64 118H66V117H64ZM64 118H63V119H64ZM88 118H89V117H88ZM88 118L86 117V119H87V121H88L89 123H91V120H92V122H94L95 124H96V122H98V120H96V119H93V118L91 119V118H89V119H90V120H89ZM95 118H96V117H95ZM223 118H224V117H223ZM18 119H21V118H18ZM18 119H17V120H18ZM27 119H28V118H27ZM33 119H35V118H33ZM40 119H41V118H40ZM56 119H57V117H56ZM105 119H106V118H105ZM244 119H246V118H244ZM9 120H11V121H10V125H8V126H12L11 123H14V122L12 121V119H9ZM13 120H14V119H13ZM49 120H50V119H49ZM61 120H62V119H60V121H61ZM65 120H66V119H65ZM93 120H96V121H93ZM100 120H101V119H100ZM236 120H237V119H236ZM45 121H46V120H45ZM51 121H52V119L50 120V122H51ZM54 121H55V119H54ZM244 121H246V120H244ZM247 121H248V120H247ZM254 121H256V122H254ZM254 121H253V122H254L255 124L259 123V124H257V126H258V125H260V126L264 125V115L256 116L255 119H254ZM3 122H4V121H3ZM19 122H20V121H18V123H19ZM28 122H29V121H28ZM46 122L48 123V120H47ZM46 122H45V123H46ZM66 122H67V121H66ZM81 122H83V121H81ZM88 122H87V123H88ZM151 122H152V121H151ZM151 122H148V123L151 124ZM251 122H252V121H251ZM253 122H252V123H253ZM4 123H5V122H4ZM30 123H32V122H30ZM39 123H40V122H39ZM47 123H46V124H47ZM54 123H55V122H54ZM54 123H53V125H54ZM94 123H93V125H94ZM249 123H250V122H249ZM5 124H6V123H5ZM14 124H16V122H15ZM26 124H27V123H26ZM33 124H34V123H33ZM33 124H30V125L32 126ZM35 124H36V121H35ZM41 124H43V123H41ZM48 124H49V123H48ZM39 125H40V124H39ZM39 125H38V126H39ZM44 125H45V124H44ZM74 125H75V124H74ZM80 125H81V124H80ZM1 126H2V124H1ZM3 126H4V125H3ZM36 126H37V125H36ZM36 126H35V127H36ZM38 126H37V127H38ZM50 126H52V124H51ZM75 126H76V125H75ZM75 126H73V128H74ZM82 126H83V125H82ZM89 126H90V124H89ZM43 127H44V126H43ZM84 127H85V126H84ZM90 127H91V128H90ZM90 127H89V128H90L91 130L88 129L89 131H92V130H94V128H96V129H95V132H97L98 129H99V127H98V129H97V127H93V126H92V123H91V126H90ZM254 127H255V126H254ZM3 128H4V127H3ZM29 128H30V126H29ZM56 128H57V127H56ZM58 128H59V127H58ZM58 128H57V129H58ZM63 128H66V127H63ZM71 128H72V127H71ZM73 128H72V129H73ZM255 128H256V127H255ZM258 128H259V127H258ZM30 129H31L30 131L33 132V129H34V128H33V129L30 128ZM35 129H36V128H35ZM42 129H45V128H42ZM2 130H3V129H2ZM28 130H29V129H28ZM38 130H40V129H38ZM45 130H46V129H45ZM96 130H97V131H96ZM256 130H257V129H256ZM43 131H44V130H43ZM43 131H42V133H44ZM49 131H50V130H49ZM40 132H41V131H38L39 134H41ZM47 132H48V131H47ZM95 132H92V133L95 134ZM0 133H1V132H0ZM27 133H28V132H27ZM38 133H37V134H38ZM31 134H32V133H31ZM39 134H38V136H40ZM60 134H61V133H60ZM27 135H28V134H26V132H25V138H24V139H27V140H28L29 137H26ZM43 135H45V134H43ZM43 135H42V137H44ZM54 135H55V134H54ZM62 135H63V134H62ZM36 137H37V136H36ZM42 137L40 136L39 138L42 139ZM2 138H3V137H2ZM44 139H45V137H44ZM48 139H49V138H48ZM29 140H30V139H29ZM29 140H28V141H29ZM45 140H46V139H45ZM28 141H26V142H28ZM32 141H33V140H32ZM24 142H25V141H24ZM44 142H45V141L43 140L42 143L46 145V143H44ZM51 142H52V141H51ZM51 142H49V143H51ZM28 143H29V142H28ZM42 143H41V145H43ZM52 143H53V142H52ZM52 143H51V144H52ZM29 144H30V143H29ZM56 144H57V143H56ZM31 145H32V144H31ZM36 145H37V146H36ZM36 145H35V147H38V145H40L39 142H38ZM27 146H28V145H27ZM46 146H47V145H46ZM48 146H49V144H48ZM54 146H55V145H54ZM28 147H30V146H28ZM50 147H51V145H50ZM56 147H57V146H56ZM31 148H32V147H31ZM40 148H41V150H44V149H43L44 147L42 148V146H39V149H40ZM37 149H38V148H37ZM39 149H38V150H39ZM236 149H237V148H236ZM35 150H36V149H35ZM35 150H34V146H33V149L31 150V153L35 152ZM27 151H28V155L30 156V154H29V150H28V149H27ZM39 152H41V151H39ZM26 153H27V152H26ZM37 154H38V153H37ZM38 155H39V154H38ZM248 155H249V154H248ZM27 157H28V156H27ZM33 157H34V155H33ZM33 157L30 156V158H33ZM247 157H248V156H247ZM21 159H22V158H21ZM254 159H255V158H254ZM32 161H33V160H32ZM36 161H37V160H36ZM30 162H31V161H29V165H30ZM121 162H122V161H121ZM175 164H176V163H175ZM253 164H254V163H253ZM177 165H178V166H177ZM177 165H175V166H176L177 169H178L180 163H178ZM2 166H3V165H2ZM154 167L156 168V166H154ZM176 167H175V168H176ZM195 168H196V167H195ZM178 170H180V168H179ZM192 170H193V169H192ZM197 170H198V169H197ZM172 171H173V169H172ZM174 172H175V171H174ZM183 172H184V171H183ZM185 172H186V171H185ZM185 172H184V173H185ZM184 173H182L183 178H184V176H185ZM186 173H187V172H186ZM186 173H185V174H186ZM34 177H35V176H34ZM172 177H173V176H172ZM128 179H129V178H128ZM133 179H134V178H133ZM195 181H196V180H195ZM5 183H6V182H5ZM133 184H134V183H133ZM262 184H264V183H262ZM134 185H135V184H134ZM134 185H131V186L134 188V187H135ZM252 185H253V184H252ZM254 185H255V184H254ZM131 186H129V187H131ZM242 186H243V185H242ZM255 186H256V185H255ZM42 188H43V187H42ZM133 188H132V189H133ZM250 190H251V189H250ZM252 191H253V190H252ZM252 191H251V192H252ZM134 192H135V190H134ZM252 193H253V192H252ZM135 194H136V193H135ZM258 194H259V192H258ZM136 197H137V196H136ZM254 198H255V194H251V195H249V198H248V199H249L250 201H253ZM85 199H86V198H85ZM252 204H253V203H252ZM91 205H93V204H91ZM50 208H51V207H50ZM224 209H225V208H224ZM247 212H248V211H247ZM50 214H51V213H50ZM52 214H53V212H52ZM100 214H101V213H100ZM53 215H54V214H53ZM255 215H256V214H255ZM100 216H101V215H100ZM103 216H104V215H103ZM50 218H51V217H50ZM239 218L241 219V217H238V219H239ZM99 219H100V218H99ZM99 219H98V220H99ZM244 219H245L246 221L249 220V218H244ZM96 220H97V218H96ZM242 220H243V218H242ZM251 220H252V219H250V221H251ZM235 221H236V220H235ZM235 221H234V222H235ZM104 222H105V221H104ZM238 222L240 223L239 220H238ZM252 222H253V221H252ZM26 223H27V222H26ZM50 223H52V221H51ZM230 223H231V221L229 222V224H230ZM52 224H53V223H52ZM220 224H221V223H220ZM222 224H223V223H222ZM237 224H238V223H237ZM244 225H246V224H244ZM244 225H243V226H244ZM249 225H250V224H249ZM1 226H2V225H1ZM26 226H27V224H26ZM47 226H48V225H47ZM247 226H248V225H246V227H247ZM28 228H29V224H28V227H27V231L29 230ZM41 228H42V227H41ZM43 228H45V226H43ZM48 228H49V227H48ZM56 228H57V227H56ZM243 228H244V227H243ZM249 228H250V227H249ZM223 229H224V228H223ZM47 230H48V229H47ZM49 231H50V230H49ZM250 231H251V230H250ZM14 232H15V231H14ZM41 232H42V231H41ZM44 232H45V231H44ZM28 233H29V231H28ZM87 233H88V232H87ZM24 235H25V234H24ZM28 235H29V234H28ZM52 235H53V234H52ZM254 235H255V234H254ZM174 236H175V235H174ZM218 237H219V236H218ZM236 237H237V236H236ZM255 237H257V238H255ZM255 237H254V240H252L251 244H252V246L254 247L255 253L259 255L260 253H262V252H260V250H261L262 248L260 249V244H259V242L262 241V240H264V239H262V238H261L260 236H258L257 234L255 235ZM51 238H52V237H51ZM51 238H50V239H51ZM216 238H217V237H216ZM247 238H248V237H247ZM55 240H56V238H55ZM247 241H248V240H247ZM214 242H215V241H214ZM260 243H261V242H260ZM22 244H23V242H22ZM52 244H53V243H52ZM107 244H108V243H107ZM211 244H212V243H211ZM26 245H27V244H26ZM207 245H208V244H207ZM32 247H33V246H32ZM95 247H96V246H95ZM96 248H97V247H96ZM42 249H43V248H42ZM32 250H33V249H32ZM242 250H243V249H242ZM252 250H253V249H251V251H252ZM254 250H253V251H254ZM36 251H37V250H36ZM261 251H262V250H261ZM38 253H39V252H38ZM38 253H35V254H34V257H36ZM250 254H252V253L250 252ZM250 254H249V256H250ZM20 255H22V256L20 257L21 259L18 258L19 260H16L17 258H13L12 261H13L14 259H15L16 261H13L12 264H35V262H36V261H35L36 258H34V257H33L34 259H33V258H26V257H28V256L24 257L25 254L23 255V253H21ZM20 255H19V256H20ZM26 255H28V253H27ZM74 255H75V254H74ZM253 255H254V253H253ZM261 255H262V254H261ZM30 256H32V255H30ZM40 256H41V255L38 256V257H39V258H38V261L40 260ZM44 256H45V255L43 254L42 258H43ZM251 256H252V255H251ZM262 256H264V255H262ZM257 257H258V256H257ZM257 257H256V259H257ZM42 258H41V260H42ZM44 258H45V257H44ZM7 259L10 260L11 258H7ZM45 259H46V258H45ZM73 259H74V258H73ZM249 259H250V257H249ZM1 260H2V259H0V261H1ZM41 260H40V261H41ZM38 261H37V262H38ZM40 261H39V262H40ZM65 261H66V260H65ZM91 261H92V260H91ZM254 261H255V260H254ZM255 262H256V261H255ZM245 263H247V261H246ZM259 263H260V262H259ZM0 264H1V263H0ZM9 264H10V263H9Z\"/></svg>",
  "mask_w": 264,
  "mask_h": 264
}]
</instances>
